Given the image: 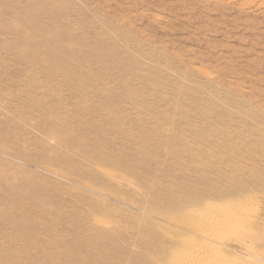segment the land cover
Here are the masks:
<instances>
[{
    "label": "rangeland",
    "instance_id": "374dc122",
    "mask_svg": "<svg viewBox=\"0 0 264 264\" xmlns=\"http://www.w3.org/2000/svg\"><path fill=\"white\" fill-rule=\"evenodd\" d=\"M1 183L0 264H264V0H0Z\"/></svg>",
    "mask_w": 264,
    "mask_h": 264
},
{
    "label": "bare ground",
    "instance_id": "6f19581e",
    "mask_svg": "<svg viewBox=\"0 0 264 264\" xmlns=\"http://www.w3.org/2000/svg\"><path fill=\"white\" fill-rule=\"evenodd\" d=\"M26 22H27V21H26ZM30 28H31V26H30ZM27 30H28V29H27ZM50 30H51V29H50ZM54 31H55V33H56V30H55V29H54ZM32 32H33V31H32ZM50 32H51V31H50ZM50 32H49V33H50ZM26 33H27V32H26ZM30 33H31V31H30ZM47 33H48V32H47ZM33 34H35V33H33ZM40 34H41V33H39V35H40ZM57 34H58V33H57ZM37 35H38V34H37ZM42 35H43V34H42ZM44 35H46V34L44 33ZM44 35H43L42 37H46V36H44ZM48 36H49V35H48ZM50 36H51V35H50ZM53 36H54V35H53ZM53 36H52V37H53ZM59 36H62V35H59ZM24 37H25V36H24ZM27 37H29V35H28V36L26 35V38H27ZM30 37H31V36H30ZM30 37H29V38H30ZM52 37H51V38H52ZM54 37H55V36H54ZM26 38H25V39H26ZM39 38H41V36H39ZM39 38L37 37L38 40H40ZM23 39H24V38H23ZM34 39L36 40V38H34ZM34 39H33V40H34ZM54 39H56V37H55ZM27 40H28V39H27ZM27 40H26V42H27ZM29 40H31V39H29ZM59 40H60V39H59ZM61 40H62V38H61ZM43 41H45V40H43ZM43 41H42V42H43ZM46 41H47V40H46ZM57 41H58V40H57ZM22 42H23V40H22ZM26 42H25V43H26ZM42 42H41L40 45H42ZM50 42H51V41H50ZM25 43H23V44H25ZM28 43H29V42H28ZM30 43H35V46H37V45H36L37 40H36L35 42L32 41V42H30ZM38 43H40V42H38ZM38 43H37V44H38ZM40 45H39V46H40ZM45 45H46V44H45ZM48 45H49V44H48ZM64 46H65V45H64ZM36 48H37V47H36ZM63 48H65V47H63ZM43 49H46V47L43 48ZM2 175H3V174H2ZM8 176H9V174H8ZM18 176H19V175H18ZM4 177H6V175H5ZM10 177H13V176H10ZM1 178H2V177H1ZM6 179H8V178H6ZM6 179H5V180H6ZM9 179H11V178H9ZM12 179H13V178H12ZM3 182H4V181H3ZM8 182H10V181H8ZM0 185H3V184L1 183ZM12 186H13V185H12ZM1 188H3V186H1L0 189H1ZM4 188H5V187H4ZM12 188H13V187H12ZM17 188H18V187H17ZM6 189H7V188H6ZM6 189H5V191H6ZM10 189H11V188H10ZM15 189H16V187H15ZM18 189H19V188H18ZM18 189H16L15 192H17ZM11 191H12V190H10V192H11ZM8 192H9V191H8ZM15 192H14V193H15ZM2 193H4V192L2 191ZM12 193H13V192H12ZM14 193H13V194H14ZM8 194H9V193H8ZM13 194H12V195H13ZM9 195H11V194H9ZM35 202H36V201H35ZM36 203H37V202H36ZM32 205H33V201H32ZM220 217H221V216H220ZM214 218L217 219V218H218V215H214V216H212L210 219H211V220H214ZM219 221H220V220H219ZM222 221H223V224H224V220H222ZM222 221H221V222H222ZM214 222H215V221H214ZM208 223H209V222H208ZM220 224H221V223H220ZM214 225H215V224H214ZM217 225H219V224H217ZM224 225H225V224H224ZM18 226H20V225H18ZM206 227H207V226H206ZM214 227H216V226H214ZM247 229H248V226H246V227L244 228V231L247 230ZM202 248H203V247H202ZM73 250H74V249H73ZM75 250H76V249H75ZM100 250H101V248H100ZM200 250H201V248H199V249L197 250V252H200ZM203 251H204V250H203ZM76 252H77V250H76ZM69 254H70V252H69ZM77 254H78V253H77ZM15 255H16V253H15ZM67 257H68V256H67ZM71 257H73V256H71ZM205 257H206V256H205ZM64 258H65V257H64ZM91 258H92V257H91ZM66 259H67V258H66ZM73 259H74V257H73ZM54 260H55V259H54ZM67 260H68V259H67ZM67 260H66V261H67ZM86 260H87V259H86ZM66 261H65V262H66ZM73 261H74V260H73ZM88 261H89V258H88ZM88 261H87V262H88ZM52 262H53V261H52ZM58 262H59V261H58ZM68 262H69V261H68ZM71 262H72V261H71ZM87 262H86V263H87ZM75 263H76V262H75ZM83 263H84V262H83ZM86 263H85V264H86ZM88 263H89V262H88ZM50 264H51V263H50ZM56 264H58V263H56ZM70 264H74V262H72V263H70ZM90 264H91V261H90ZM182 264H193V263H192L191 261H186L185 263H182Z\"/></svg>",
    "mask_w": 264,
    "mask_h": 264
}]
</instances>
